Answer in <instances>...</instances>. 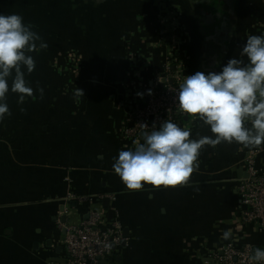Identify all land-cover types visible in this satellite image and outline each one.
Wrapping results in <instances>:
<instances>
[{"label": "crops", "instance_id": "obj_1", "mask_svg": "<svg viewBox=\"0 0 264 264\" xmlns=\"http://www.w3.org/2000/svg\"><path fill=\"white\" fill-rule=\"evenodd\" d=\"M165 10L181 15L190 74L219 72L248 35L264 33V0H0V13L22 15L47 44L30 53L36 67L25 71L33 95L20 103L10 90L11 114L0 121V264H62L57 220L69 191L104 196L109 220L118 212L128 240L113 264H204L228 243L264 246V232L241 219L238 192L250 152L264 174V144L205 145L183 186L129 190L112 169L119 151L134 147L123 138L124 111L114 109L127 38H157L156 17ZM169 41L138 46L149 51L145 79L127 77L124 93L152 86ZM74 54L80 66L72 71ZM190 129L193 139L213 136L199 119ZM87 208L71 207L70 217L78 221Z\"/></svg>", "mask_w": 264, "mask_h": 264}, {"label": "clouds", "instance_id": "obj_2", "mask_svg": "<svg viewBox=\"0 0 264 264\" xmlns=\"http://www.w3.org/2000/svg\"><path fill=\"white\" fill-rule=\"evenodd\" d=\"M46 47L22 15L0 13V121L11 114L6 102L10 90L18 94L20 103L33 95L25 71L31 73L36 67L30 53ZM39 91L43 95V88ZM175 101L181 112L208 125L213 136L190 138V128L168 119L153 124L142 142L121 149L113 158L112 169L127 189L188 184L199 168L198 157L205 145L264 144V33L248 35L239 57L228 59L219 72L186 75ZM253 259L264 262V248L256 247Z\"/></svg>", "mask_w": 264, "mask_h": 264}, {"label": "built area", "instance_id": "obj_3", "mask_svg": "<svg viewBox=\"0 0 264 264\" xmlns=\"http://www.w3.org/2000/svg\"><path fill=\"white\" fill-rule=\"evenodd\" d=\"M156 37L139 38L136 44L131 33L127 38L128 68L123 80L116 84L114 94L116 102L114 109L124 111L123 138L127 142H142L143 134L152 130L153 124L159 125L168 119L181 125L184 119H188L186 127L196 128L197 117H192L180 111L175 98L179 84L186 75L190 74V56L187 52L188 39L184 31V25L179 12L165 10L156 17ZM262 34V33H261ZM167 44L164 61L159 69L154 72L153 84L147 90L140 92L138 87L132 85L123 92L121 83L128 79H145V61L149 58L148 49L138 51L144 43L153 41L154 46ZM134 46V48H133ZM72 71L79 68V59L75 56L71 62ZM73 86V85H72ZM163 86V87H161ZM122 89V93L119 91ZM137 99L140 103L130 104L132 107L125 110L131 100ZM128 107V106H127ZM256 152H250L245 160L246 177L238 184V192L241 204L246 207L241 219L245 224L258 226L264 232V174L256 168ZM104 196L77 194L69 191L65 197L64 215L65 222L57 220V235L62 243L64 263L62 264H113V258L118 249L127 243L128 238L124 234V228L118 219V212L113 209L109 220L108 213L101 208ZM110 199V198H109ZM77 206L89 205L78 221L70 217V203ZM264 248V246L262 247ZM255 248L251 245L237 247L228 243L215 253L211 261L204 264H264L253 259Z\"/></svg>", "mask_w": 264, "mask_h": 264}, {"label": "water", "instance_id": "obj_4", "mask_svg": "<svg viewBox=\"0 0 264 264\" xmlns=\"http://www.w3.org/2000/svg\"><path fill=\"white\" fill-rule=\"evenodd\" d=\"M161 87H163V86H161ZM187 120H188L187 118L184 119V121H187ZM104 205L106 207L108 206V200H104ZM69 206L76 208V204L74 202L70 203ZM63 211H64V207L62 208V212ZM65 220H66V216H62L60 218V221L63 223L65 222ZM124 234H125V236H127V231L125 229H124ZM48 244H49V247H51L52 243L50 241L48 242ZM62 263H64V260H62Z\"/></svg>", "mask_w": 264, "mask_h": 264}]
</instances>
